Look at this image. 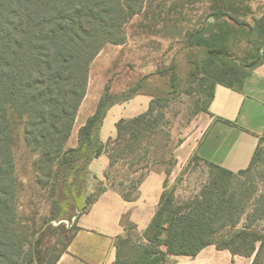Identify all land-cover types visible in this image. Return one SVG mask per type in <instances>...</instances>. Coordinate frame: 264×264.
I'll list each match as a JSON object with an SVG mask.
<instances>
[{
    "label": "trees",
    "instance_id": "obj_1",
    "mask_svg": "<svg viewBox=\"0 0 264 264\" xmlns=\"http://www.w3.org/2000/svg\"><path fill=\"white\" fill-rule=\"evenodd\" d=\"M245 1L215 0L204 26L189 34L188 45L204 52L196 64V75L201 78L198 89L206 97L199 112L210 111L217 84L240 90L264 62V4L261 14L250 22ZM143 2L0 0V264H24L26 254L35 247L25 237L18 215L11 115L22 118L25 140L37 154L36 169L48 178L44 185L53 177L54 188L61 183L82 184L92 160L104 152L111 165L122 159H132V167L146 161L135 191L155 171L147 160L150 148L146 146L143 154L138 151L143 142L151 144V139L158 138L165 117L158 110L163 97L153 98L145 112L121 118L117 135L107 142L101 139V129L113 103L101 98L95 113L81 126L77 146L67 147L87 94L91 62L107 44L126 42L125 26L143 11ZM243 40L247 45L239 54L236 48ZM263 141L264 136L249 165L238 171L193 154L182 174L191 164L203 163L209 171L201 190L187 201L176 200L175 188L168 187L172 169H166L165 189L152 221L137 243L131 242L129 234L118 239L117 262L169 264L171 255L195 256L213 244L234 255L253 256L251 264H264V228L258 224L264 220V187L259 189V183L248 176L264 153ZM238 176L245 180L236 182ZM122 195L128 200L134 197ZM77 230L75 226L67 246L50 264L57 263ZM130 242L139 249L133 257L123 250Z\"/></svg>",
    "mask_w": 264,
    "mask_h": 264
},
{
    "label": "rangeland",
    "instance_id": "obj_2",
    "mask_svg": "<svg viewBox=\"0 0 264 264\" xmlns=\"http://www.w3.org/2000/svg\"><path fill=\"white\" fill-rule=\"evenodd\" d=\"M214 1L144 0L143 11L125 26L126 42L107 44L91 62L87 94L67 147L77 146L79 130L95 113L101 98L105 97L107 104L113 103L101 129V139L107 142L117 135L116 125L121 118L129 119L143 113L153 98L163 97V105L158 110H163L165 117L160 121L158 138L151 139V144L143 142L138 152L143 154L147 146L151 150L147 160L152 169L159 172L172 169L170 175L176 177L170 187L175 188L178 202L194 197L207 181L208 166L191 164L182 174L187 164L181 166L178 160L172 163L176 160L177 148L198 130L197 120L201 114L198 110L206 97L198 89L201 78L196 75V64L204 57V52L201 47L188 45V37L204 26L213 12ZM242 4L250 8L246 15L250 22L263 10V5L256 2L247 0ZM209 21L215 22L213 17ZM246 45L245 40L239 42L236 48L239 54ZM175 80L178 85L174 84ZM23 125L22 118L11 115L15 174L19 182L18 215L23 219L21 229L25 237L35 245L34 250L26 254L24 264H50L54 255L67 246L77 217L100 190L115 188L131 197L137 194L134 188L137 179L146 171L141 170L146 161L132 167V159H122L111 165L109 154L104 152L92 167L90 163L82 184L61 183L54 188V177L48 185L43 184L48 178L36 169L37 154L25 140ZM248 176L259 183V189L264 187V153ZM240 177L235 181L245 180H238ZM91 187L93 191L89 192ZM258 224L264 228V220ZM128 234L131 242H138L140 236L135 230ZM131 242L123 250L133 257L139 249ZM252 260L253 256L235 255V264H251Z\"/></svg>",
    "mask_w": 264,
    "mask_h": 264
},
{
    "label": "crops",
    "instance_id": "obj_3",
    "mask_svg": "<svg viewBox=\"0 0 264 264\" xmlns=\"http://www.w3.org/2000/svg\"><path fill=\"white\" fill-rule=\"evenodd\" d=\"M250 1L264 4V0ZM197 123L195 134L177 148L179 165H186L197 153L233 171L246 168L264 136V62L240 90L217 84L210 111L201 112ZM175 177L169 176L168 187ZM165 179V172L149 173L130 200L115 188L102 191L77 217L78 230L56 264H119L118 239L130 230L142 236L157 211ZM169 264H235V255L212 244L195 256L171 255Z\"/></svg>",
    "mask_w": 264,
    "mask_h": 264
}]
</instances>
